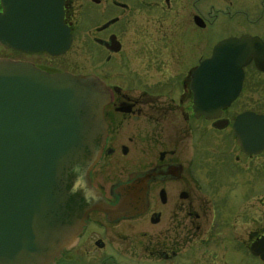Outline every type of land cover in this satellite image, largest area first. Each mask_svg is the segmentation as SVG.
<instances>
[{
  "label": "flooded vegetation",
  "instance_id": "obj_1",
  "mask_svg": "<svg viewBox=\"0 0 264 264\" xmlns=\"http://www.w3.org/2000/svg\"><path fill=\"white\" fill-rule=\"evenodd\" d=\"M141 11L148 18H140ZM63 25L72 39L65 54L1 46L13 54L0 58L100 78L110 92L108 134L92 184L115 206L122 188L144 179L148 203L134 217L91 212L53 264H264L252 251L264 238V149L246 153L233 127L243 113L264 115V71L251 60L240 95L218 119L197 115L191 83L194 69L220 41L249 35L264 43V0H64ZM78 40L91 72H74L62 61ZM151 69L170 74L143 77ZM214 133L230 137L235 159V149L232 155L222 149ZM240 204L242 212L236 211ZM238 213L260 216L261 224L241 245L233 240L229 246L224 231ZM237 249L244 255L237 257Z\"/></svg>",
  "mask_w": 264,
  "mask_h": 264
},
{
  "label": "water",
  "instance_id": "obj_2",
  "mask_svg": "<svg viewBox=\"0 0 264 264\" xmlns=\"http://www.w3.org/2000/svg\"><path fill=\"white\" fill-rule=\"evenodd\" d=\"M2 2L4 48L52 55L70 48L64 0ZM18 9L22 15H15ZM253 59L264 71V43L257 37L217 43L191 75L197 115L218 119L239 96L244 68ZM109 100L108 88L95 75L51 73L0 58V264H53L73 245L91 212L116 219L147 208L144 179L122 188L115 206L92 184L91 171L106 144ZM233 127L246 153L264 149V115L243 113ZM252 251L264 260V238Z\"/></svg>",
  "mask_w": 264,
  "mask_h": 264
},
{
  "label": "rangeland",
  "instance_id": "obj_3",
  "mask_svg": "<svg viewBox=\"0 0 264 264\" xmlns=\"http://www.w3.org/2000/svg\"><path fill=\"white\" fill-rule=\"evenodd\" d=\"M213 3L212 1L209 2ZM138 16H140V18H148L147 17V13L144 11H141ZM216 42V39L214 41H212L210 43V45H207L206 48V52L204 53V56H208L214 46ZM208 44V43H207ZM1 47V45H0ZM13 53L11 51H6L3 50V48H0V56L3 57H7V56H11ZM14 55H17L16 53H14ZM62 61L64 64H69L72 63L71 67L73 68L74 72H91L92 71V64L90 62L89 56L86 53V51L84 50V48L82 47V40H78L76 43L75 48L71 51V53H69L68 55H66L65 57L62 58ZM198 63V62H197ZM128 76L130 77H134L135 74H139V72H135V71H129L126 72ZM137 74V75H138ZM141 74L143 75V77L145 78H149V79H154V80H159L161 78H167L168 74H170V72H168V70H166L164 72V74L160 73L159 71H155L154 69L150 70V71H142ZM257 94H260L257 93ZM264 95V94H263ZM227 133V132H224ZM222 133V134H224ZM213 139L215 138L216 140H220V145L221 148L224 150H228L231 152V155L233 154V149H235V154H233L231 157L232 159H235L236 155H238V151H236L235 146L233 145V141L230 139V137H228V135L225 136H221L217 133L212 134ZM261 160V159H260ZM237 191H239V188L237 189ZM242 192H239V195H241ZM247 204L249 206L250 203H244ZM240 207H242V205L240 204L238 209L236 211L238 212H242L240 211ZM249 211V209H248ZM231 219V221L233 222L232 227L231 228H227L226 231H224V235L226 236V239L228 242L226 243V245H229L231 243V241H235L234 243L236 244V242H238L241 245V242H239V240L244 239L248 236V234L252 231V229L255 230V227H259L261 224L260 221V216H253V214L250 213V216H245L241 213H238L237 215H232L231 217H229ZM262 219H264V215L262 216ZM230 246V245H229ZM230 249H232L230 247ZM233 251L236 250V248L232 249ZM235 255L237 257H240L241 255H244L239 249H237V251L234 252Z\"/></svg>",
  "mask_w": 264,
  "mask_h": 264
}]
</instances>
